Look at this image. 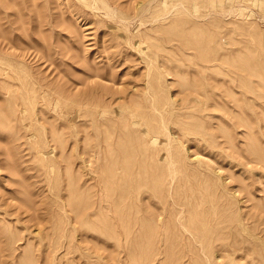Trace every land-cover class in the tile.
I'll return each mask as SVG.
<instances>
[{
  "label": "rangeland",
  "instance_id": "obj_1",
  "mask_svg": "<svg viewBox=\"0 0 264 264\" xmlns=\"http://www.w3.org/2000/svg\"><path fill=\"white\" fill-rule=\"evenodd\" d=\"M0 117V264H264V0H0Z\"/></svg>",
  "mask_w": 264,
  "mask_h": 264
},
{
  "label": "bare ground",
  "instance_id": "obj_2",
  "mask_svg": "<svg viewBox=\"0 0 264 264\" xmlns=\"http://www.w3.org/2000/svg\"><path fill=\"white\" fill-rule=\"evenodd\" d=\"M203 25H204V24H203ZM187 43H188V42H187ZM1 63H2V62H1ZM44 94H45V92H44ZM46 94H47V93H46ZM154 95H155V94H154ZM46 98H48V97H46ZM146 99H147V98H146ZM88 100H89V99H88ZM0 118H1V117H0ZM2 120H3V118H2ZM99 120H100V119H99ZM117 120H118V119H117ZM124 123H125V122H124ZM1 124H2V123H1ZM100 124H101V123H100ZM101 126H102V125H101ZM94 127H95V126H94ZM134 131H135V130H134ZM132 132H133V131H132ZM0 133H1V132H0ZM133 133H134V132H133ZM54 134H55V133H54ZM102 134H103V133H102ZM2 136H3V135H2ZM60 137H61V136H60ZM98 138H99V137H98ZM101 138H102V137H101ZM108 138H109V137H108ZM115 138H116V137H115ZM0 139H1V138H0ZM110 139H112L111 136H110ZM112 141H113V140H112ZM55 142H56V141H55ZM62 144H63V143H62ZM58 146H59V145H58ZM257 151H258V149H257ZM259 154L262 155V158H264V157H263V154H261L260 150H259ZM105 164H106V163H105ZM99 168H100V167H99ZM105 168H106V167H105ZM107 172H108V171H107ZM104 177H106V176H104ZM100 179H101V177H100ZM104 179H105V178H104ZM112 181H113V180H112ZM103 182H104V181H103ZM104 183H105V182H104ZM106 185H108V184H106ZM110 191H111V190H110ZM99 193H100V192H99ZM99 197H100V196H99ZM99 197H97V198H99ZM101 199H102V198H101ZM101 202H103V201L101 200ZM113 202H115V201H113ZM99 203H100V202H99ZM116 203H117V201H116ZM101 204H102V203H101ZM105 204H106V203H104L103 205L106 206ZM112 204H113V203L111 202V206H113ZM99 206H100V205H99ZM115 206H116V205H115ZM118 206H119V205H118ZM107 207H108V205L106 206V208H107ZM100 208H101V206H100ZM109 208H110V207H109ZM115 208H117V207H114V209H115ZM263 208H264V207H263ZM96 209H97V208H96ZM120 209H121V208H120ZM103 211H104V210H102V212H103ZM105 211H106V209H105ZM105 211H104V212H105ZM107 211H108V210H107ZM107 211H106V212H107ZM111 211L113 212V209H112V208H111ZM123 211H124V210H123ZM81 212H82V211H81ZM98 212H100V211L98 210L97 213H98ZM113 213H114V212H113ZM116 213H117V211H116ZM123 213H124V212H123ZM123 213H122V214H123ZM100 214H101V213H100ZM107 214H108V212H107ZM112 215H113V214H112ZM112 215H111V216H112ZM114 215H115V214H114ZM114 215H113V216H114ZM116 216H117V214H116ZM105 217H106V216H105ZM114 217H115V216H114ZM114 217H113V218H114ZM120 217H122V216L120 215ZM120 217H119V218H120ZM107 218H108V217H107ZM125 218H126V217H125ZM128 218H129V217H127L126 220H127ZM141 219H142V218H141ZM109 220H110V219H109ZM128 220H129V219H128ZM115 221H116V220H115ZM119 221H120V220H119ZM122 221H123V219H122ZM124 222H125V221H124ZM130 222H131V221H130ZM110 223H111V222H110ZM121 223H122V222H121ZM126 223H127V222H126ZM126 223H125V224H126ZM112 224H113V223H112ZM112 224H111L110 226H112ZM123 224H124V223H123ZM127 225H128V224H127ZM197 225H199V224H197ZM114 226H115V224H114ZM203 226H205V225H203ZM100 227H101V226H100ZM85 228H86V227H85ZM91 228H92V227H91ZM200 228H201V227H200ZM244 228H245V226L243 227V229H244ZM96 229H97V228H96ZM98 229H99V228H98ZM101 229L104 230V228H101ZM248 229H249V228H248ZM111 230H112V228H111ZM201 230H202V229H201ZM113 231H114V230H113ZM113 231H112V232H113ZM116 231H117V230H116ZM156 231H157V230H156ZM1 232H2V231H1ZM99 232H100V231H98V233H99ZM251 232H252V231H251ZM2 233H4V232H2ZM120 233H121V232H120ZM146 233H147V232H146ZM158 233H159V231H158ZM160 233H161V232H160ZM165 233H166V232H165ZM252 233H253V232H252ZM255 233H256V232H255ZM255 233H254V234H255ZM156 234H157V233H156ZM156 234H155V235H156ZM98 235H100V234H98ZM117 235H119V234H117ZM249 235H250V234H249ZM101 236H102V235H101ZM151 236H152V235H151ZM153 236H154V235H153ZM157 236H158V234H157ZM201 236H202V235H200L199 238H200ZM2 237H3V236H2ZM2 237H1V238H2ZM16 237H17V236H16ZM6 238H7V237H6ZM154 238H156V237H154ZM202 238H204V237H202ZM3 239H4V238H3ZM10 239H11V238H10ZM8 240H9V239H8ZM253 240H254V239H253ZM0 241H1V240H0ZM13 244H14V243H13ZM16 246H17V245H16ZM16 246H15V247H16ZM131 246L133 247V245H131ZM10 247H11V246H10ZM132 247H131V248H132ZM134 247H135V246H134ZM5 248H6V247H5ZM8 249H9V248H8ZM11 249H12V248H11ZM132 249H133V248H132ZM0 250L2 251V248H1ZM9 250H10V249H9ZM130 250H131V249H130ZM130 250H129V252H131ZM1 251H0V252H1ZM19 252H20V251H19ZM11 253H12V252H11ZM13 253H14V249H13ZM13 253H12V254H13ZM15 253H16V252H15ZM132 253H133V252H132ZM12 254H11V256H12ZM0 255H1V254H0ZM18 256H19V253H18ZM132 256H133V255H132ZM13 259H14V258H13ZM0 261L2 262V260H0ZM7 261H8L9 264H10V260H7ZM29 262H30V261H29ZM194 262H195V261H194ZM13 263H15V264H20V263H22V261H21V259H19V258L17 259V258H16L15 262H13ZM195 263H196V262H195ZM198 263H199V262H198ZM198 263H197V264H198ZM29 264H30V263H29ZM193 264H194V263H193Z\"/></svg>",
  "mask_w": 264,
  "mask_h": 264
}]
</instances>
